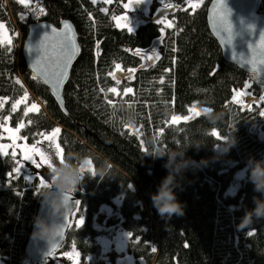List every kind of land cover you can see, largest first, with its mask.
Listing matches in <instances>:
<instances>
[{"label": "trees", "instance_id": "obj_1", "mask_svg": "<svg viewBox=\"0 0 264 264\" xmlns=\"http://www.w3.org/2000/svg\"><path fill=\"white\" fill-rule=\"evenodd\" d=\"M123 1L111 0L103 12V4L91 0H29L27 7L19 0H0V21L10 36V43H0V96L7 98L1 116L8 115L11 125L21 124L20 135L29 143L59 128L56 139L65 157L71 152L91 161L75 191L69 192L79 206L57 252L74 248L78 264H105L95 237L107 232L94 228L93 217L102 204H112L120 196L119 207L106 222L132 233L126 251L136 264H264V217H253L250 224L239 227L245 211L254 207L253 197L260 196L248 179L246 165L250 157L264 159L260 134L264 126L257 127L258 105L241 107L231 100L233 90L246 80L253 93L263 87L223 60L206 23L210 0L168 14L172 26L162 34V25L150 21L131 32L117 28L112 16L122 10ZM175 1L183 5L185 0ZM259 11L264 14V0ZM62 19L73 24L80 49L62 92L66 113L27 70L20 52L31 23L58 25ZM136 49L144 51L137 55ZM153 50L159 59L143 64L142 53L153 55ZM115 63L136 71L116 84L109 75ZM114 85L118 94L108 91ZM125 87L133 91L124 93ZM25 93V101L13 110L12 102ZM32 104L36 110H31ZM192 104L222 112L223 119L212 125L203 113L172 122ZM129 108L136 113L134 125L124 121ZM227 136L234 143L225 149ZM151 137L161 147L187 143L185 158L199 165L183 170L180 187L174 189L183 205L181 216L161 217L152 205L150 194L167 174L163 167L167 157L145 155ZM216 145L223 150L216 152ZM15 167L13 155H0L2 264L29 262L24 247L41 201L38 177L25 180L23 174L12 172ZM238 169H245L243 178L233 194H226ZM80 217L83 222L77 227ZM109 255L113 259L116 253Z\"/></svg>", "mask_w": 264, "mask_h": 264}, {"label": "snow or ice", "instance_id": "obj_2", "mask_svg": "<svg viewBox=\"0 0 264 264\" xmlns=\"http://www.w3.org/2000/svg\"><path fill=\"white\" fill-rule=\"evenodd\" d=\"M21 4H23L25 7L28 6L29 0H19ZM93 3L96 2V0H92ZM105 2H111V0H105ZM188 5L195 9L199 7L200 0H185ZM139 3V0H129L128 3L123 4L124 9H130L133 4ZM160 4L163 6L164 9H170L179 7V5L169 4L165 3V0H160ZM101 11H105V9H101ZM160 12V9H158ZM44 9L41 7L39 9V13H43ZM38 13V14H39ZM209 18L210 20H213L214 23L212 25L213 29L217 31L222 37L227 36V43L231 44L232 42V25L228 20V14L227 10L224 8L223 0H213L212 9H209ZM114 20H116V26L117 27H126L129 32L132 31V29L128 26L127 23V15L124 16H118L113 17ZM63 27L57 30L56 28H51V33L45 32L43 36L39 39V41L35 45L28 46L29 51H33L35 49H38V54L36 55V59L33 63V70L36 71L37 68L40 70V74L43 76L44 83L51 86V92L52 95L55 96L56 100L60 103H63L61 100L60 94H59V87L64 84V82L68 79V67L77 55V53L80 51L79 47L77 46V43L75 41L74 34L72 32V26L69 24L68 21H62L61 22ZM157 24H164L166 27H171L172 24L170 21L165 20L164 18H161L156 21ZM50 27V26H47ZM4 28L3 24H0V30ZM161 33H163L164 29H160ZM2 42V41H0ZM10 43V41H9ZM137 55H140V49L135 50ZM99 55V53H97ZM249 58L247 59L246 63L251 66V71L254 73L257 71L258 66L264 65V31H262L259 35V39L255 41L254 44H249L248 46V55ZM243 57V56H242ZM235 59V56H233ZM142 59L147 60H155L159 59V54L153 50V55L148 57H142ZM120 65L117 64L116 68L120 69ZM130 72L136 71V69H129ZM165 71H168L165 69ZM110 76L113 77L116 84H119V79L116 78L114 73H109ZM161 80H163V77H161ZM245 87H247L248 82H244ZM110 93L118 94V89L116 87H111L108 89ZM133 91L132 88H124V93H131ZM242 95V93H237L233 96V100L237 101V96ZM27 97V93L20 99H17L12 104V109L15 110L17 106L25 100ZM3 100H6L7 98H0ZM261 99H264V96L261 97ZM238 102V101H237ZM108 103H112V101H108ZM0 107H2V104H0ZM37 105L32 104L31 110H36ZM207 110V109H205ZM29 109L26 107L25 112L27 113ZM196 115H199V113H195ZM261 115L264 116V112H261ZM4 121H7L9 119L8 116L3 117ZM172 119L179 120L181 117L173 116ZM183 120L187 121L190 119V116H184L182 117ZM21 124H17L16 129H12L10 127L5 128L4 130L9 134V138L13 141V144L11 147L15 149L17 145L15 144V141L19 139V137L16 135L17 131L21 127ZM0 127H3L0 125ZM60 132L59 128H53L51 129V134L44 136V139L48 141L49 148L52 149V152L45 151L41 146H38L40 144V141H37L36 143L32 145L28 144H22L20 145V155L22 161H30L33 165H35L36 168H40L41 165H46L48 168H51L53 163V156L59 161V163L64 162L65 155L63 152V149L61 148V145L56 142L57 134ZM43 136V134H41ZM212 135H217L216 129H213ZM220 138V137H218ZM8 147V145H5L3 143H0V155L4 154L5 149ZM13 156H15V151L12 153ZM36 157H39V161H37ZM90 163L88 161L84 162V166L82 167V174H84L85 171V164ZM21 169V161H17V167L12 169L13 173H16L19 175ZM12 173H9V176H11ZM25 180H28L29 177H24ZM47 186V180H45L43 177L39 180L38 187H46ZM66 200H70V196L66 194ZM79 202H76V205L72 207L71 216L76 215V210L78 209ZM70 215L65 217V222L62 225L59 233L57 234L58 237L62 236L64 229L66 227L70 226ZM83 222V217H80L79 219L75 220V225L79 227ZM252 233L250 232L249 235ZM128 235L131 237L132 233H128ZM59 247V244H53L50 251L48 252V256L52 257L54 255V252L56 248ZM65 256H71L73 259L79 256V253L73 250V252L64 253Z\"/></svg>", "mask_w": 264, "mask_h": 264}, {"label": "rangeland", "instance_id": "obj_3", "mask_svg": "<svg viewBox=\"0 0 264 264\" xmlns=\"http://www.w3.org/2000/svg\"><path fill=\"white\" fill-rule=\"evenodd\" d=\"M128 2H129V0L123 1L122 10L118 13H115L112 16V20H113L114 25L116 26L117 22H116V20L113 19V17L127 15V18H128L127 23H128V26L132 29V31L138 25L143 24V23L148 22V21L156 22L157 20H159L161 18H164L165 20L170 21V19L168 18V14L172 13L173 11H175L177 8H180V7H183V8L190 7L188 5V3H186L185 1H184L183 5H180L175 0H165V3L179 5V7L164 9L163 6L160 4V0H139V3L133 4L130 9H124L123 4L128 3ZM95 3H102L103 5H101V9L102 8L105 9V11H103V12H106L107 5L109 4V2H105V0H96ZM201 3H202V0H200V4ZM158 9H160V12L158 11ZM0 24L4 25V28L2 30H0V41L9 42V40H10L9 32H8L5 24L3 23V21H0ZM161 25H162L161 28H163L164 30L166 28H168L164 24H161ZM117 28H124V29L128 30L126 27H117ZM140 51H144V50H140ZM148 56H152L150 52H143L142 53V57H148ZM144 61H142V62L145 65H149L150 63L153 62V60H147V59H144ZM117 64H119V63H115L113 65V67L109 73H114L116 78L119 79V81L124 77H132L134 72H130L129 69H133V68L123 69L122 67H120V69H117L116 68ZM246 81L249 84V80H246ZM248 84H247V86H248ZM113 87H116L118 89V87L116 85H114ZM125 88H128V87H125ZM123 92H124V88H123ZM237 93H242V95L237 96L238 102L233 100V96L236 95ZM262 96H264V88L262 90H260L258 93H253L250 90H248L244 84L243 87H240V88L233 90L232 98H231V100L235 104H237L241 107H250L252 104H256L259 106L260 119L257 120V127L260 125L264 126V116L261 115V112H264V99H261ZM0 98H4V97L0 96ZM5 101L6 100L0 99V104H2V107L5 103ZM15 101H13L12 104ZM24 101L25 100H23L21 103H23ZM18 106H17V108H18ZM2 107H0V110ZM204 108H207V107L192 104L188 107L186 113L181 114V115H174L176 117H181V119L175 120V121L173 119H171V120H172V122L185 121L182 119V117H184V116H190V119H193L194 117L198 116L195 113L203 114L202 109H204ZM6 116H8V115H6ZM0 125L3 126V127H0V143L8 145V147L5 149L4 154L9 153L10 155H12L13 151H15L14 159L16 162V167H17V161H21L20 173L26 177H30L32 175H35L38 177L39 180L41 177H43L45 180H48L49 168L46 165H41L40 168H36L35 165H33L30 161H22L19 146L22 144L32 145V144L36 143L37 141H40V144L38 146H41L45 151H49L51 153L52 149L49 148L48 141L46 139H44V136L51 134V131L43 134V136L41 135L35 142L29 143V142H26L22 138V136L20 135V132L18 130L16 135L19 137V139H17L15 141V144L17 145V147L15 149H13L11 147V145L13 144V141L9 138V134L4 129L8 128V127L12 128V129H16L17 125H11L9 123V119L7 121H4L3 117L1 116V113H0ZM260 134L264 135V128H262L260 130ZM56 142L58 143L57 139H56ZM214 150L216 152H220L223 150V147L221 145H216ZM36 159H37V161H39V157H36ZM84 161L90 162V163L85 164V170H89L91 168L90 159L86 158V159H84ZM53 163L54 164L59 163V161L54 156H53ZM244 171H245V169H238L235 172L233 180L230 183V185L226 191V194H233L236 191V189L238 188V186L240 184L241 178H243ZM111 203L112 204H110V203L102 204L99 207L98 211L94 214V217H93L94 228L107 232V233H100V234L96 235V237H95L99 246H100V249H101V258L105 261V264H136V262H135L136 259L126 251V245H127V240H128V236H129L128 233L125 230H123L122 228L118 227V228L113 229L112 226L107 225V222H106L107 218L114 212L115 208L117 209L119 207V205L121 203V197L117 196V197L113 198ZM77 219H79V218H77ZM73 250H75V249L70 248L67 251L55 252L52 257H48V258H46L40 262L29 261L26 264H78V257L73 259L71 256H65L64 255L65 252L71 254L73 252ZM110 252L116 253V255L113 257V259H111L110 255H109ZM0 264H2L1 260H0Z\"/></svg>", "mask_w": 264, "mask_h": 264}, {"label": "clouds", "instance_id": "obj_4", "mask_svg": "<svg viewBox=\"0 0 264 264\" xmlns=\"http://www.w3.org/2000/svg\"><path fill=\"white\" fill-rule=\"evenodd\" d=\"M207 109V110H205ZM202 112L205 118L212 125L223 119L222 112H214L211 108H204ZM124 121L130 125L136 122V113L132 109H127ZM228 145L234 143L230 136L224 138ZM149 151L145 155L153 158L167 157L163 167L167 169V174L161 179L154 193L150 194L153 207L159 216L169 218L173 214L183 215V205L177 199L174 189L180 187L179 177L186 168L198 167L196 161L185 158L184 151L187 143L178 145L175 148L159 146V141L155 137L146 141ZM84 160L69 152L64 162L56 163L48 171L47 186L39 190V196L46 205V216H36L33 220L34 231L32 236L41 240H51L59 233L63 220L72 211V205L66 200V194L75 191L83 176L82 167ZM204 161H200L203 164ZM248 179L253 185L254 191L260 193L259 197H253L254 207L246 210L239 227H244L252 222L253 217H264V159L249 158L247 161Z\"/></svg>", "mask_w": 264, "mask_h": 264}, {"label": "water", "instance_id": "obj_5", "mask_svg": "<svg viewBox=\"0 0 264 264\" xmlns=\"http://www.w3.org/2000/svg\"><path fill=\"white\" fill-rule=\"evenodd\" d=\"M260 3L261 0H223L224 8L227 10L228 20L232 25L231 44L227 43L226 35L222 37L212 27L214 21L210 20L209 18V9H212L213 0H210L206 7V23L210 33L219 45L223 60L234 64L240 70L247 73L253 83L264 88V65L258 66L257 71L254 73L253 71H251V66L246 63L247 59L249 58L247 56L249 44H254L255 41L259 39L260 33L264 31V14L259 11ZM62 21H68L72 26V32L74 34L77 46L79 47L76 31L70 20L62 19L60 20L58 25H54L48 21H37L31 23L28 26L27 32L21 44L20 52L27 70L48 89L49 94L58 105L60 110L63 113H66L64 102L60 103L56 100L55 96L52 95L51 86L44 83V79L40 74L39 68H37L36 71L33 70V63L36 59V55L38 54V49H35L33 51L28 50V46L35 45L45 32L51 33L52 27L56 28L57 30L62 28ZM78 55L79 52L68 67V78L72 65L74 64ZM233 56H235V59L233 58ZM67 80L58 89L62 101V92ZM67 194L70 196L69 202L71 203L72 207L75 206L77 198L71 193ZM46 213V205L41 199L37 208L36 216H46ZM61 223L63 225L64 221L62 220ZM67 229L68 227L64 229L62 236H56L51 240L46 241L34 238L32 236V232L34 231V225L32 224L29 237L24 247L26 258L29 261L33 262H40L48 258V252L50 251L53 244H59V247L55 250V252H57L64 242Z\"/></svg>", "mask_w": 264, "mask_h": 264}]
</instances>
